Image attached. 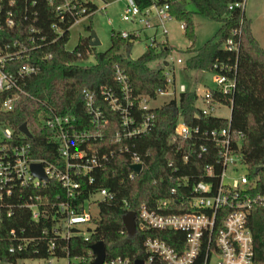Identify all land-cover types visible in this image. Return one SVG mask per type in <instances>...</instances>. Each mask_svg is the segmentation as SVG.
<instances>
[{"label":"trees","instance_id":"trees-1","mask_svg":"<svg viewBox=\"0 0 264 264\" xmlns=\"http://www.w3.org/2000/svg\"><path fill=\"white\" fill-rule=\"evenodd\" d=\"M134 1L141 11L167 2L175 21L185 25V37L191 45L183 53L186 57L183 70L206 71L208 74L225 75L236 81V88L231 94L213 91L211 103L229 107L230 112L232 109L231 129L243 135L242 153L245 163L253 171L261 168L260 175L264 178V48L255 38L245 10L229 9L231 4L242 0ZM189 6H193L194 10H190ZM87 9L88 12H94L96 5L90 4ZM33 11L39 12L37 22L23 21L20 30L0 32V54L13 52L15 48L9 45L13 41H26L32 36L30 28L33 26L47 38L46 45L8 65L7 70L13 74H17L28 64L38 67L39 71L35 75L19 78L18 89L0 93V121L14 131L19 143L30 145L32 158L44 162L58 164L61 161L58 144L53 141L54 132L42 122V118L51 113L75 117L79 130L102 135V139L89 145L91 152L110 154L114 150L117 133L123 137L121 148L128 149V152L109 158L103 169L95 170L91 174L95 179L93 184L88 183L89 177L82 180L81 203L89 200L101 189L114 195L111 201L98 203V216L94 218L91 226H86L88 232L85 235H77L84 228H73V236L69 241L55 235L54 230L62 231L63 227L56 219L58 212L56 207L53 208V203L57 195L64 194L60 184L55 181H51L46 188L17 189L13 197L0 202V263L18 264L23 260L68 258L70 264H73L72 260H78L77 264H89L93 259L91 247L99 241L106 244L107 259L123 256L132 261L145 260L144 243L148 238H158L179 248L177 243L185 239L183 233L143 231L139 228L138 219L137 233L129 237L124 217L129 212H135L139 216L143 205L151 211L167 214V208L161 207L160 202L167 201L171 196L170 190L175 185L173 177L198 174L202 167L211 162L204 157L196 161L192 159L187 166L182 165V157L176 148L179 143L171 144L180 117L189 127H200L201 130L226 128L229 120L202 115L197 107L198 93L189 87L185 93L148 113L135 106L132 116L137 125L148 115H153V122L148 133L132 139L126 138L121 116L111 110L103 94L104 91H109L122 99L121 86L116 80V66L129 78L131 98L135 100V105L144 97L156 101L157 92L167 85L164 70L167 59L173 52L172 47L167 42L155 41L148 45L138 59H132L131 51L141 39L137 40L133 35L124 39L122 32H113L111 47L105 52L91 47L89 36L81 37L78 46L69 51L68 28L74 19L64 23L57 20V16L46 6L44 0ZM194 15L221 24L217 35L200 48H196ZM92 20L93 17L85 27L88 33L92 31ZM55 22L63 35L52 31L51 25ZM234 31H237L236 35L233 34ZM37 34L39 33L34 35ZM230 38L237 44V50L226 47ZM48 56L51 58L47 59ZM91 59L95 60L93 64ZM160 60L163 69L150 67V64ZM84 90L96 96L94 109L99 110L101 117L98 125L93 124L94 113L86 106ZM14 95L19 98L14 110L3 112V103ZM23 124L28 126L32 138L25 137L20 131ZM134 154L140 158L143 171L131 179ZM170 162H174V167H170ZM174 168H178V172ZM30 196H41L43 199L38 221L32 219L31 212L26 207ZM10 210L12 215L9 217ZM182 210L184 209L175 203L170 208L171 212H183ZM250 227L255 241V264H264L263 208L252 211ZM52 241L56 244L53 250ZM195 264H204V254H201Z\"/></svg>","mask_w":264,"mask_h":264},{"label":"built area","instance_id":"built-area-1","mask_svg":"<svg viewBox=\"0 0 264 264\" xmlns=\"http://www.w3.org/2000/svg\"><path fill=\"white\" fill-rule=\"evenodd\" d=\"M40 1L42 0H0V32L20 30L23 21L37 22L40 17L39 12L33 10L38 7ZM44 1L57 16V20L64 23L74 19L68 32L81 20L89 21L99 11L96 0ZM245 2L246 0H242L231 4L229 9L244 10ZM126 3L123 21L135 23L139 16H145L148 19L140 21L143 25L142 31L153 30L154 32L149 36L151 37L149 45L154 44L155 41L167 42L168 25L175 21L167 2L153 5L144 11L140 10L134 0H126ZM90 4L96 5L94 12L87 11V6ZM151 17L154 19L153 22ZM181 28L184 30L185 25L181 24ZM51 29L63 35L56 22L51 25ZM142 31L137 29L122 32V37L127 39L133 35L140 40ZM31 33L33 35L26 41L15 40L9 44L15 48L13 52L0 54V93L18 89L19 78L38 73L39 68L29 64L23 66L17 74L7 70L8 65L47 44L46 36L34 26L30 28ZM36 33L39 34L34 35ZM233 34L236 35L237 31ZM226 47L237 50V44L233 38L228 39ZM50 58L51 56L47 57V59ZM172 62H174L173 57H169L167 66L169 67ZM176 62L179 65L183 64L180 58ZM173 69L174 67L171 72L165 73L167 85L166 88L157 92L158 98L169 96L174 99L189 90L186 85H180L179 90L177 89ZM116 70V80L121 86L122 99L109 91H104L103 94L111 110L121 116L125 137L132 139L148 133L153 122V115H148L140 125H137L132 116L133 108L137 106L142 112L148 113L153 109L150 106L153 100L144 97L135 105V100L131 98L132 89L128 76L118 66ZM203 75H208V72L204 71ZM213 78L216 89L207 90L204 97L198 95L199 101L202 100L204 104V108H198L204 116H213L212 113L223 106L211 103L213 91L231 94L236 88V81L225 75H213ZM83 95L88 110L94 113L93 124H100L99 110L94 109L97 102L95 94L84 90ZM18 99L16 95L6 99L2 105V111L12 112ZM228 120L229 124L226 128L201 130L200 127H189L180 117L171 138V144L179 143L176 148L177 153L182 157V165L187 166L191 161L201 160L204 157L211 162L202 167L198 174L173 177L175 185L170 190L171 196L167 198V201L160 202L161 207L167 208V214L151 211L146 205L141 207L140 214L137 215L141 230L180 232L185 235L184 241L177 243L179 248L158 238H148L144 243L146 253L144 264H195L201 254H204V264H255L256 249L250 227V215L256 208L264 209V178L260 175L262 170L257 172L256 168L253 171L245 163L242 153L243 135L232 131L231 116ZM42 122L54 132L53 141L58 144L61 159L58 164L32 158L30 145L19 143L14 131L0 121V202H3L5 198L13 197L17 189L22 190L27 187L41 189L46 188L51 181L59 183L64 194L56 196L53 208H57L56 219L62 223L63 230L56 229L54 233L58 238L69 241L73 236L71 232L73 228H84V231L78 232L77 235H85L88 232L86 226H91L96 218L90 209H86L87 205L88 207L98 206V203L108 202L114 198L110 191L101 189L89 200L81 203L82 180L89 177L88 183L93 184L95 179L91 174L95 170L103 169L109 158L121 155V152H128V149L121 148L123 137L117 133L114 138L116 144L110 154L91 152V144L97 139H102V135L79 130L77 119L69 115L51 113L43 117ZM32 164L43 166L47 180H40L33 176L30 168ZM136 164L142 165V172L143 164L134 154L132 166ZM169 165L174 167V162H170ZM174 171L178 172V168H174ZM136 175L132 170L130 178L133 179ZM174 203L179 204L184 209L183 212H171L170 208ZM42 204L41 196L35 198L30 196L26 201V207L30 210L34 221H38L41 217ZM11 215L10 210L8 216ZM88 239L86 235V240ZM55 248L56 244L52 241L51 250ZM91 255L92 262L95 256L92 252ZM134 263L135 261L123 256L106 259L104 262V264Z\"/></svg>","mask_w":264,"mask_h":264},{"label":"rangeland","instance_id":"rangeland-1","mask_svg":"<svg viewBox=\"0 0 264 264\" xmlns=\"http://www.w3.org/2000/svg\"><path fill=\"white\" fill-rule=\"evenodd\" d=\"M126 4V0H96V5L99 7V11L93 17L92 30L96 32L101 41V46L97 47L99 52H105L111 47V36L113 32H131L137 29L142 31L143 25L140 21H146L148 18L145 16H139L135 23L123 21ZM189 9L194 10V7L189 6ZM244 10L251 22V29L255 38L260 45L264 47V0H246ZM193 18L195 22V33L197 36L196 48H200L217 35L221 24L200 15H194ZM150 19L152 22L154 21L152 17ZM89 24L90 20L83 19L71 28L70 41L67 46L69 51H73L78 46L81 37L90 35L85 29ZM168 30L169 34L166 38L167 43L173 49V52L169 57H173L174 62L170 63L169 67L166 63L165 66L167 67L164 70L165 73L171 72V69L174 67L173 70L175 72L177 89L179 90L180 85H186L193 91H197L200 97H204L207 90L216 89L217 87L214 83L213 75H203V72L183 70L184 64L179 65L176 61L180 58L183 60V63H185L186 57L183 53L184 51L187 52L186 50L189 49L191 43L186 39L184 30L181 28V23L177 21L170 23L168 25ZM153 33V30L142 31L141 41L136 42L131 51L130 56L132 59H138L147 50L151 39L149 36L153 35ZM94 62L95 60L91 59V63L93 64ZM162 65V61L160 60L150 64V67L163 69ZM171 99L172 98L169 96L159 97L158 100H154L150 106H152V108H159ZM197 107L204 108L202 100L198 101ZM212 115L229 119L231 112L229 107L220 106L212 113ZM86 209H90L95 217L98 216V206L92 205L88 207L87 205ZM72 263L77 264L78 260H72ZM18 264H70V260L68 258H51L48 260L33 259L20 261Z\"/></svg>","mask_w":264,"mask_h":264},{"label":"water","instance_id":"water-1","mask_svg":"<svg viewBox=\"0 0 264 264\" xmlns=\"http://www.w3.org/2000/svg\"><path fill=\"white\" fill-rule=\"evenodd\" d=\"M90 46L93 48H97L101 46V41L99 40L96 32L92 30L90 32ZM20 131L26 135L28 138H32V135L28 129L26 124H23L20 127ZM31 172L34 177L39 178L40 180H47V176L44 172V168L40 164H32L31 165ZM131 169L139 175L142 170L141 164H136L131 167ZM261 168H258L259 171ZM124 225L127 230L129 237H133L137 233V215L135 212H129L124 217ZM92 253L95 256V259L90 264H104L107 259V247L103 241H99L98 243L92 245L91 247ZM3 264V263H0ZM134 264H144L143 260H136Z\"/></svg>","mask_w":264,"mask_h":264},{"label":"crops","instance_id":"crops-1","mask_svg":"<svg viewBox=\"0 0 264 264\" xmlns=\"http://www.w3.org/2000/svg\"><path fill=\"white\" fill-rule=\"evenodd\" d=\"M245 15H246V12H245ZM246 17H247V15H246ZM247 19L249 20V18L247 17ZM250 21V20H249ZM264 48V47H263Z\"/></svg>","mask_w":264,"mask_h":264}]
</instances>
